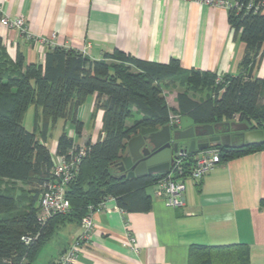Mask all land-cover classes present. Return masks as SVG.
I'll use <instances>...</instances> for the list:
<instances>
[{
    "label": "trees",
    "instance_id": "obj_1",
    "mask_svg": "<svg viewBox=\"0 0 264 264\" xmlns=\"http://www.w3.org/2000/svg\"><path fill=\"white\" fill-rule=\"evenodd\" d=\"M228 23L245 44V52L240 74L226 75L221 81L209 72L184 71L176 59L154 63L120 50L92 60L75 49L49 46L43 65H25L21 53L11 61L0 52V181L24 183L29 189L23 199L0 189V264H33L57 228L80 225L90 207L97 208L109 198L126 214L151 211L148 190L165 175L127 178L119 171L128 141L141 128H162L174 117L187 116L200 125L238 120L252 130L264 131V76H254L264 57V15L230 10ZM176 84L185 90L177 93L174 110L163 89ZM204 92L206 98L195 100L197 93ZM92 95H96L95 110L104 112L102 131L94 143L78 145L74 137L83 130L78 109ZM30 105L41 110L33 131L24 127ZM135 114L139 117L134 118ZM130 119L132 123L127 124ZM58 121L73 125L75 135L63 129L57 155H68L80 146L87 152L66 191L70 211L40 223L39 199L45 184L53 179V155L46 143ZM218 147L224 161L262 150L264 144ZM188 160L190 168L192 156ZM27 237L32 238L29 244L24 241ZM250 256L245 244H194L189 248L188 264H250Z\"/></svg>",
    "mask_w": 264,
    "mask_h": 264
},
{
    "label": "crops",
    "instance_id": "obj_2",
    "mask_svg": "<svg viewBox=\"0 0 264 264\" xmlns=\"http://www.w3.org/2000/svg\"><path fill=\"white\" fill-rule=\"evenodd\" d=\"M0 3L7 17H24L35 38L48 39L55 34L58 46L78 50L92 60L120 50L154 63L176 59L184 71L199 70L218 77L240 74L245 44L230 29L228 11L223 8L184 0ZM0 40V52L11 61L21 53L25 65H43L50 46L28 40L1 24ZM254 76H264V57ZM177 93L167 100L174 110ZM95 103L96 95L89 96L78 109V120L83 123L78 145L94 143L101 134L104 112L95 110ZM67 125L63 122L50 147L49 136L46 145L51 152ZM188 181L185 203L178 208L166 207L156 199L155 186L148 190L153 206L147 213H123L116 201L109 199L104 209L93 215L94 235L77 264H188L189 248L194 244H245L251 250L250 264H264V148L222 161L200 182ZM80 232V225L57 228L33 264H54ZM129 236L136 238L138 253L125 245Z\"/></svg>",
    "mask_w": 264,
    "mask_h": 264
},
{
    "label": "built area",
    "instance_id": "obj_3",
    "mask_svg": "<svg viewBox=\"0 0 264 264\" xmlns=\"http://www.w3.org/2000/svg\"><path fill=\"white\" fill-rule=\"evenodd\" d=\"M187 2H196L205 4L211 8H223L227 11L233 10L236 13L242 11L253 12L254 14L264 15V0L259 3L250 1L240 3L231 0H184ZM0 24L8 29L17 30L28 40H34L37 43H48L50 46H58L55 34L50 38H35L24 17L9 18L3 14L0 3ZM60 46V45H59ZM62 47V46H61ZM84 52V51H83ZM179 117L172 118L170 125L179 121ZM87 148L80 146L79 149L74 147L68 152V155H57L56 150L52 151L53 155V179L45 184L43 192L39 199V222L45 223L51 217L58 214H66L70 211V204L66 199V191L70 183L75 179L78 167L85 157ZM222 150L218 146H212L204 150H196L194 153L188 151L178 152L175 160L170 165L169 172L161 177L155 183L154 196L156 199L163 201L164 205L169 208L182 207L185 203L186 181L200 182L208 173L213 171L222 163ZM192 156L193 162L190 168H187L189 157ZM110 199V198H109ZM102 202L97 208L90 207L88 214L83 217L80 223V234L70 243L69 247L56 259L54 264H77L81 253L92 240L95 231L93 215L104 209L106 202ZM29 244L31 237L24 238ZM126 246L135 252L139 248L134 236H129Z\"/></svg>",
    "mask_w": 264,
    "mask_h": 264
},
{
    "label": "water",
    "instance_id": "obj_4",
    "mask_svg": "<svg viewBox=\"0 0 264 264\" xmlns=\"http://www.w3.org/2000/svg\"><path fill=\"white\" fill-rule=\"evenodd\" d=\"M264 144V131L252 130L247 123L220 121L200 125L187 116L162 128H141L127 144L119 171L127 178L163 175L178 152L204 150L212 146L242 149Z\"/></svg>",
    "mask_w": 264,
    "mask_h": 264
},
{
    "label": "rangeland",
    "instance_id": "obj_5",
    "mask_svg": "<svg viewBox=\"0 0 264 264\" xmlns=\"http://www.w3.org/2000/svg\"><path fill=\"white\" fill-rule=\"evenodd\" d=\"M222 77H218V81H221ZM185 88L181 86L180 84H176L175 86H168L164 87L163 91L167 97V100L169 99L170 95H172L174 92H179L183 91ZM206 92L204 93H197L194 97H197L199 99H204L206 98ZM37 115H41V110H37L35 106L30 105L28 106L25 116H24V127L28 131H33L35 124H36V119ZM139 116L135 114L134 118H138ZM133 119L128 120L127 124H131ZM63 126L62 121H58L57 124L50 130V140H49V147L52 145L53 139L58 136V134L61 132ZM73 125L68 123L67 125V131L69 133L72 132ZM91 128V127H90ZM93 134L94 132L91 131ZM75 142H79V136L75 135L74 137ZM192 182L191 180L188 181V183ZM0 189L3 192H9L12 195L16 196L18 199H23L25 196L28 195V187L24 183H12V182H5V181H0Z\"/></svg>",
    "mask_w": 264,
    "mask_h": 264
}]
</instances>
